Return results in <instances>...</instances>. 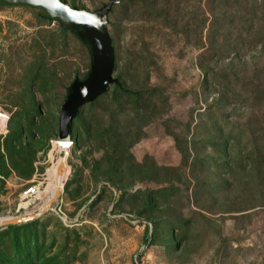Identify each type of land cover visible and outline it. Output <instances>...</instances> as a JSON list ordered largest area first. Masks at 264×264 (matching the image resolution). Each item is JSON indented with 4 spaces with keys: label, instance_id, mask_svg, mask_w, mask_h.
<instances>
[{
    "label": "rangeland",
    "instance_id": "obj_1",
    "mask_svg": "<svg viewBox=\"0 0 264 264\" xmlns=\"http://www.w3.org/2000/svg\"><path fill=\"white\" fill-rule=\"evenodd\" d=\"M58 1L100 24L113 73L61 130L94 40L0 0V217L53 197L73 142L52 208L0 225V264H264V0Z\"/></svg>",
    "mask_w": 264,
    "mask_h": 264
},
{
    "label": "water",
    "instance_id": "obj_2",
    "mask_svg": "<svg viewBox=\"0 0 264 264\" xmlns=\"http://www.w3.org/2000/svg\"><path fill=\"white\" fill-rule=\"evenodd\" d=\"M19 1H26L35 5L37 4L44 5L46 7L53 9L61 16L70 18L73 21L77 22L81 26L80 28L90 33L92 39L94 40L98 53L100 55V58L102 60V65H103L102 73L100 74L99 78L96 80L92 88L84 93H80L77 96H75L67 104V106L65 107V109L61 114L60 128L63 131H67L69 128V124L71 123V121L75 116L76 110L80 106L92 102L96 98H98L101 94H103L106 91L107 86L110 83L111 76L113 73L112 59L109 53L107 41L103 34V30L100 24L97 23L95 19H93V17H91L88 13L75 8H71L65 4H62L58 0H19ZM111 6L112 3L105 9V13L108 10H110ZM64 136L65 135L62 134L61 138H64ZM66 168H67V158H63L57 166V171L59 176H62L65 173ZM60 196H61V187H58L54 196L48 199V201L35 212L27 215L6 218L0 222V225L1 226L15 225L37 219L41 215H43L46 211L51 209L52 206L58 201Z\"/></svg>",
    "mask_w": 264,
    "mask_h": 264
},
{
    "label": "bare ground",
    "instance_id": "obj_3",
    "mask_svg": "<svg viewBox=\"0 0 264 264\" xmlns=\"http://www.w3.org/2000/svg\"><path fill=\"white\" fill-rule=\"evenodd\" d=\"M5 115L2 116V113L0 112V118L4 117ZM6 118V117H5ZM61 144H60V147H61V150H62V155H61V158H60V161L63 159V158H67V155L69 153V150L70 148L72 147L71 142H68L67 141V138L66 136H64V138H61ZM52 176L51 177H54L55 178V183H56V190L58 187H61V182H62V177L64 176V174L62 176H59L58 174V171H57V168H55L52 172H51ZM56 192V191H55ZM55 194V193H54ZM54 196V195H53ZM7 218V217H6ZM5 217H0V222L3 221L4 219H6ZM11 218V217H10Z\"/></svg>",
    "mask_w": 264,
    "mask_h": 264
},
{
    "label": "built area",
    "instance_id": "obj_4",
    "mask_svg": "<svg viewBox=\"0 0 264 264\" xmlns=\"http://www.w3.org/2000/svg\"><path fill=\"white\" fill-rule=\"evenodd\" d=\"M6 117H7V115H6ZM72 143H73V142H71L70 145H72ZM37 194H38V193H37V189H36L35 186H31V187L27 188V189L24 191V193H23V195H24L25 197H32V196L37 195Z\"/></svg>",
    "mask_w": 264,
    "mask_h": 264
},
{
    "label": "trees",
    "instance_id": "obj_5",
    "mask_svg": "<svg viewBox=\"0 0 264 264\" xmlns=\"http://www.w3.org/2000/svg\"><path fill=\"white\" fill-rule=\"evenodd\" d=\"M26 223V222H25ZM19 224H22V223H19ZM19 224H15V225H8V226H17V225H19ZM3 227H5V226H3Z\"/></svg>",
    "mask_w": 264,
    "mask_h": 264
}]
</instances>
